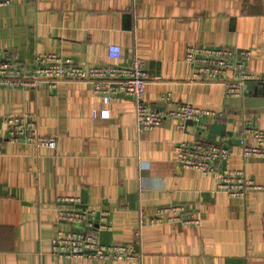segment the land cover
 <instances>
[{
  "label": "crops",
  "instance_id": "obj_1",
  "mask_svg": "<svg viewBox=\"0 0 264 264\" xmlns=\"http://www.w3.org/2000/svg\"><path fill=\"white\" fill-rule=\"evenodd\" d=\"M197 44L250 51L249 70L264 83V0H14L0 7V60L17 56L30 66L36 55L55 53L83 66L127 67L140 57L152 108L188 103L225 114L206 129L168 120L139 135L134 101L116 97L106 106L88 83L1 88L0 264H264V190L232 197L219 191L218 175L176 162L181 140H224L234 148L229 167L264 186V158H244L238 139L248 118L264 129V84L249 82L244 97L234 98L221 84L193 82L186 54ZM111 45L121 47L119 60H110ZM105 108L108 119L96 115ZM18 115L35 119L57 148L9 140L2 119ZM62 198L110 210L112 229L100 240L135 246L143 257L105 263L54 255L56 235L69 230L57 219ZM179 204L197 211L201 225H149L137 243L140 207L153 214Z\"/></svg>",
  "mask_w": 264,
  "mask_h": 264
},
{
  "label": "built area",
  "instance_id": "obj_2",
  "mask_svg": "<svg viewBox=\"0 0 264 264\" xmlns=\"http://www.w3.org/2000/svg\"><path fill=\"white\" fill-rule=\"evenodd\" d=\"M13 2L14 0H0V7ZM108 56L111 61L119 60L122 56L121 47L109 46ZM250 58L251 52L247 50L200 44L190 46L186 54V62L194 70L193 82L221 84L226 94L234 98L244 97L247 83L263 81L249 70ZM149 81L145 61L140 57H135L127 67L111 63L83 66L73 58L55 53L36 55L30 66L20 62L17 56L0 60V89L39 90L47 87L57 91L65 82H79L90 84L93 93L101 97L106 106L116 97L132 99L136 106L139 135L163 126L168 120L180 121L179 128L182 130L189 121L198 129H206L210 121L225 116L222 112L188 103H180L173 109H154L145 99ZM171 100V94L164 95L162 99L164 103ZM96 115L108 119L110 110L105 108L97 111ZM2 122L6 137L11 141H25L38 148L52 150L58 146V139L41 134L38 122L27 115L6 116ZM4 139L0 133V155L3 153ZM238 139L244 158H264V129L253 119L245 120ZM175 151L178 165L197 170L204 176L218 175L219 191L232 197L243 198L252 191L264 190V186L249 179L245 171L229 167L234 148L224 140H181L176 144ZM58 202V222L67 225L69 230L59 231L53 241V253L57 257H82L105 263L132 261L143 257L142 251L135 246L125 243L105 244L100 240L102 232L112 229L110 210L81 207L82 200L79 198H62ZM138 214L139 228L135 233L137 243H141L143 230L149 225L199 226L202 223L197 211L180 204L160 207L153 214L140 207Z\"/></svg>",
  "mask_w": 264,
  "mask_h": 264
},
{
  "label": "water",
  "instance_id": "obj_3",
  "mask_svg": "<svg viewBox=\"0 0 264 264\" xmlns=\"http://www.w3.org/2000/svg\"><path fill=\"white\" fill-rule=\"evenodd\" d=\"M262 84H264L263 81L258 82V86L262 85ZM257 90H258V88H256L255 92L252 91V92L246 93L247 98L252 97L253 94H256ZM189 123L193 124L191 121H189ZM216 130H217V132H218V130L220 131V132H218L219 134H221L223 136L226 135V131H224V127L217 128Z\"/></svg>",
  "mask_w": 264,
  "mask_h": 264
}]
</instances>
